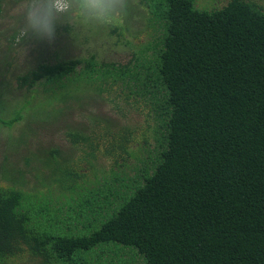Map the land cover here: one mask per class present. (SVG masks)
Returning <instances> with one entry per match:
<instances>
[{"label": "trees", "instance_id": "16d2710c", "mask_svg": "<svg viewBox=\"0 0 264 264\" xmlns=\"http://www.w3.org/2000/svg\"><path fill=\"white\" fill-rule=\"evenodd\" d=\"M140 2L149 40L127 61L53 52L17 75L22 90L42 86V113L94 91L127 122L145 110L147 129L136 155L128 125L96 119L88 134L70 133L75 158L49 149L38 159L40 187L0 184V264L25 252L35 264H264V6ZM26 107L0 123L12 126ZM102 155L108 170L95 166Z\"/></svg>", "mask_w": 264, "mask_h": 264}, {"label": "rangeland", "instance_id": "374dc122", "mask_svg": "<svg viewBox=\"0 0 264 264\" xmlns=\"http://www.w3.org/2000/svg\"><path fill=\"white\" fill-rule=\"evenodd\" d=\"M255 1L264 6V0ZM70 2L71 0H5L2 5L0 80L7 82L9 86L0 87V117L9 118L14 109L21 105L29 106L25 108L24 116L12 126L7 127L0 123L1 185H15L26 191L40 187L35 177L36 170H33L35 166H40L38 159L44 158L48 153L45 151L49 149L59 151L60 157L75 158L70 133L88 134L96 119L102 126L111 129H116L121 124L128 125L132 131L129 145L134 146L136 155L140 154L138 147L141 144L137 143H142V135L147 129L145 110H142L143 114L139 110L130 112L127 122L112 112L110 105L101 96L91 91L80 92L76 98L65 102H54L52 112L51 109H46L42 113V101L35 100L44 96L42 86H35L36 92L31 93L17 87V75L25 73L36 63L43 62L53 52H57L60 58L86 56L89 52L95 53L100 61L125 62L135 48L133 44L141 45L149 40V30L145 26L146 10L140 0H129L128 7H131L132 14L128 15L129 9L125 10L107 23L96 21L85 7L86 12L84 9L82 12L89 15L85 21H90V27L80 22V16L75 11L77 2ZM225 2L226 0H197L198 6L205 7L214 4L221 6ZM47 5L53 16L48 15ZM65 22L72 25L77 38L72 40L73 32L62 35L61 25ZM108 25L119 26L121 35L110 33ZM16 29L19 36L13 42H8L11 33ZM84 36L90 39L86 41ZM36 110H39V116L35 114ZM32 113L35 115L31 116ZM148 132L150 133V129ZM105 144L104 140H99L101 148ZM133 161L131 158L130 163ZM110 164L112 161L103 155L95 162V166L102 170H108ZM4 169L8 173H3ZM31 257L25 252L14 258H7L5 264H35Z\"/></svg>", "mask_w": 264, "mask_h": 264}, {"label": "clouds", "instance_id": "9594fccd", "mask_svg": "<svg viewBox=\"0 0 264 264\" xmlns=\"http://www.w3.org/2000/svg\"><path fill=\"white\" fill-rule=\"evenodd\" d=\"M129 0H84L85 7L93 18L100 23H107L119 16L128 7Z\"/></svg>", "mask_w": 264, "mask_h": 264}]
</instances>
